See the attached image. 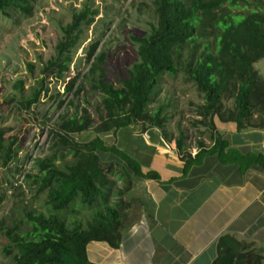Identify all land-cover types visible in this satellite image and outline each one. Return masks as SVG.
<instances>
[{"label": "trees", "instance_id": "16d2710c", "mask_svg": "<svg viewBox=\"0 0 264 264\" xmlns=\"http://www.w3.org/2000/svg\"><path fill=\"white\" fill-rule=\"evenodd\" d=\"M36 3L0 0V15L6 19L31 17ZM151 5L156 23L150 25L148 35L130 36L137 59L119 79V86L107 81V54H96L98 41L88 45V69L77 72L63 94L73 91L72 96L78 98L88 88L99 95L104 116L95 127L88 110L69 100L72 112L61 115L55 130L49 132L52 155L35 160L36 173L26 175L34 195L43 196L45 211L20 202L0 220L1 235L7 240L2 249L9 259L6 264H91L87 258L91 242L118 248L125 209L122 198L130 189V175L146 180L159 176L143 173L136 160L105 144L99 134L115 135L120 129L140 125L142 132L157 129L166 141L173 139L165 129L168 104L150 107L164 75L182 74L194 86L202 99L196 107L197 125L215 131L218 120L234 124L238 132L264 131V78L254 69L255 63L264 60V0H152ZM97 15L98 9L89 6L70 14L41 74L48 72L55 80L65 77L82 25H92ZM27 67L32 72L34 66ZM44 80L34 82L29 95L21 98L22 110L28 111L41 96L48 95ZM14 89L23 93L24 81H17ZM62 104L63 100L58 106ZM91 130L96 137L86 143H77L72 137ZM7 131L0 128L3 166L16 161L18 152L15 138L8 143L3 138ZM178 131L174 141L185 163L184 174L204 155L218 152L217 143L206 150L198 141L199 150L192 159L187 136ZM258 159L264 166V158ZM109 176L113 178L109 180ZM112 190L116 192L112 194ZM82 213L86 221L75 218ZM212 264H262V256L252 243L225 236L218 242Z\"/></svg>", "mask_w": 264, "mask_h": 264}, {"label": "rangeland", "instance_id": "374dc122", "mask_svg": "<svg viewBox=\"0 0 264 264\" xmlns=\"http://www.w3.org/2000/svg\"><path fill=\"white\" fill-rule=\"evenodd\" d=\"M151 1L37 0L31 17L6 19L0 15V128L8 129L3 137L6 143L10 138L16 139L18 151L16 161L8 166H3L0 160V220L8 215L14 204L20 202L45 211L43 196L34 195V187L26 180V175L36 173L35 160L48 159L52 155L53 140L49 132L55 130L59 117L66 111L71 113L76 104L88 110L95 127L100 122V116H104L97 93H91L86 88L76 98L72 96L73 91L63 94L64 88L77 72L83 74L88 69L85 52L93 41H98L96 54L100 51L107 54V81L119 86V79L125 77L126 69L137 59L136 47L131 43L130 36L148 35L150 25L156 23ZM85 6L98 9V15L92 25H82L81 39L73 49L70 71L65 73L62 80L53 79L48 72L41 74L43 66L54 55V43L61 35L62 25L70 21V14L74 10ZM27 64L34 66L32 72ZM254 69L264 78V60L255 63ZM41 78L45 79L48 95L41 96L28 111L22 110L21 98L28 96L30 87ZM21 80L24 81L23 93L14 89L15 83ZM10 99L13 100L11 103ZM71 99L73 105H70ZM61 100L63 104L59 107ZM165 103L168 104L164 110L167 117L165 129L173 140L177 138L178 130L187 136L189 149L195 147L198 141L207 144L212 140L214 131L196 124L199 120L196 107L202 104V99L182 74L164 75L159 81L150 107L156 108ZM134 127L141 129L140 125ZM72 137L77 143H86L96 134L91 130ZM99 137L108 145H112L116 139L111 134H99ZM112 178L109 176V180ZM115 192L112 190V194ZM75 218L86 221L87 216L82 213ZM6 243L0 230V264L9 261L2 251Z\"/></svg>", "mask_w": 264, "mask_h": 264}, {"label": "crops", "instance_id": "0c3cea01", "mask_svg": "<svg viewBox=\"0 0 264 264\" xmlns=\"http://www.w3.org/2000/svg\"><path fill=\"white\" fill-rule=\"evenodd\" d=\"M213 134L202 142L206 150L217 143L219 153L204 155L184 174L175 141L159 130L130 126L115 133L112 145L159 179L130 175L120 244L91 242V264H212L225 236L252 243L264 264V166L257 162L264 158V131L238 132L216 120ZM198 150L187 151L193 159Z\"/></svg>", "mask_w": 264, "mask_h": 264}]
</instances>
